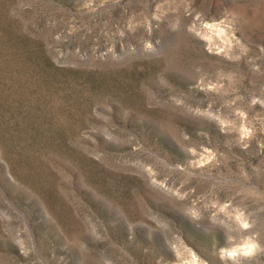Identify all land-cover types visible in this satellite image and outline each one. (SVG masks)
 Returning a JSON list of instances; mask_svg holds the SVG:
<instances>
[{
  "label": "rangeland",
  "instance_id": "obj_1",
  "mask_svg": "<svg viewBox=\"0 0 264 264\" xmlns=\"http://www.w3.org/2000/svg\"><path fill=\"white\" fill-rule=\"evenodd\" d=\"M0 264H264V0H0Z\"/></svg>",
  "mask_w": 264,
  "mask_h": 264
}]
</instances>
